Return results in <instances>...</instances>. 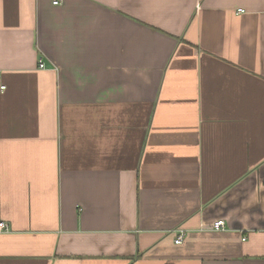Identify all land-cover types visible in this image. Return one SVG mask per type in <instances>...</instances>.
Masks as SVG:
<instances>
[{
  "label": "crops",
  "instance_id": "obj_1",
  "mask_svg": "<svg viewBox=\"0 0 264 264\" xmlns=\"http://www.w3.org/2000/svg\"><path fill=\"white\" fill-rule=\"evenodd\" d=\"M53 2L0 0V264H264V0Z\"/></svg>",
  "mask_w": 264,
  "mask_h": 264
},
{
  "label": "built area",
  "instance_id": "obj_2",
  "mask_svg": "<svg viewBox=\"0 0 264 264\" xmlns=\"http://www.w3.org/2000/svg\"><path fill=\"white\" fill-rule=\"evenodd\" d=\"M54 4H59V0H54L53 2ZM39 66L43 67L44 64L43 62H39ZM2 88H4V86H2ZM213 230H223L225 228V222L222 219H217L215 221H213L212 225H211ZM7 229V224L4 221H0V230H6ZM182 237H183V231L179 230L178 234L176 235L175 238V243H180L182 241Z\"/></svg>",
  "mask_w": 264,
  "mask_h": 264
},
{
  "label": "trees",
  "instance_id": "obj_3",
  "mask_svg": "<svg viewBox=\"0 0 264 264\" xmlns=\"http://www.w3.org/2000/svg\"><path fill=\"white\" fill-rule=\"evenodd\" d=\"M128 264H131V261Z\"/></svg>",
  "mask_w": 264,
  "mask_h": 264
}]
</instances>
